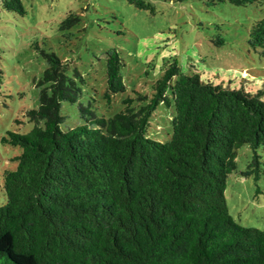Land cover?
Here are the masks:
<instances>
[{
	"label": "trees",
	"instance_id": "obj_1",
	"mask_svg": "<svg viewBox=\"0 0 264 264\" xmlns=\"http://www.w3.org/2000/svg\"><path fill=\"white\" fill-rule=\"evenodd\" d=\"M193 1L245 7L263 0ZM127 2L156 10L154 0ZM2 7L25 13L21 0ZM79 21L69 14L60 29ZM242 35L264 57V17ZM211 42L225 39L217 32ZM40 53L46 68L35 84L38 104L24 112L32 127L0 137L20 148L0 177V264H264V230L236 223L224 196L241 145L252 150L241 175L255 182L264 176L257 153L264 149L262 90L212 84L170 57L149 80L150 93L133 89L123 109L106 117L95 112V99L79 100L86 78L77 67L53 51ZM105 55L102 98L110 106L126 91L125 63L115 49ZM64 102L77 104L83 121L65 130ZM160 105L174 107L164 142L147 131Z\"/></svg>",
	"mask_w": 264,
	"mask_h": 264
},
{
	"label": "rangeland",
	"instance_id": "obj_2",
	"mask_svg": "<svg viewBox=\"0 0 264 264\" xmlns=\"http://www.w3.org/2000/svg\"><path fill=\"white\" fill-rule=\"evenodd\" d=\"M0 0V137L6 131L26 133L32 124L24 112L37 107L35 85L46 68L40 50L53 51L67 65L77 67L86 78L80 101L92 102L98 115L109 117L123 109L122 99L133 89L150 93L149 80L161 76L168 58H176L181 71L199 73L212 84L262 90L264 99V57L248 48L242 30L254 19L264 17V0L239 7L228 3L206 6L200 1L174 3L154 0L156 10H140L127 0H21L23 16L6 12ZM69 14L80 17L70 29H60ZM219 32L224 45L211 39ZM115 49L125 63L122 69L126 91L116 93L108 106L105 89V51ZM173 106H158L151 115L148 135L164 142L171 136ZM68 129L81 124L77 104L62 103ZM19 120L20 122H16ZM20 148L0 143L2 170L14 167L9 158ZM264 160V149H257ZM247 144L236 149L233 170L226 178L225 200L229 214L242 226L264 230V176L256 182L243 177L251 159ZM1 181V180H0ZM261 192H256V187ZM5 202L0 189V205Z\"/></svg>",
	"mask_w": 264,
	"mask_h": 264
}]
</instances>
